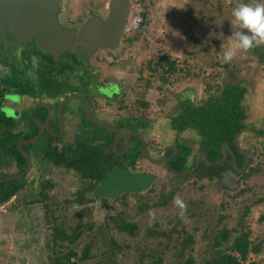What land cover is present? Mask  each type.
I'll return each instance as SVG.
<instances>
[{"label":"rangeland","instance_id":"374dc122","mask_svg":"<svg viewBox=\"0 0 264 264\" xmlns=\"http://www.w3.org/2000/svg\"><path fill=\"white\" fill-rule=\"evenodd\" d=\"M111 1L64 0V11L70 16L78 11L79 16L87 17L91 10L96 11L98 8L103 11L104 16L108 17ZM240 2L242 0H216L224 12L223 19L216 20L217 22L215 21L210 29L205 27L204 23L197 21L198 16L201 18L210 14L211 5L207 0H130L129 22L119 48L116 51L109 50V54H103L102 64L109 68L114 80L120 81L123 85L124 94L121 100L126 105V108L123 106L124 114L127 113L125 109L128 108L130 111L133 110V115H140L137 110L140 108L139 103L149 102L151 111L148 116L152 122L147 129V135L161 141L162 146L173 142L175 138L170 127V119L174 116L173 111L182 94L185 97L191 95L190 98L193 101H203L210 94L217 92L219 87L238 80L250 89L246 97L254 116L264 113V101H251L264 98V89L259 91L257 89L259 85L260 88H264V81L261 80L264 78V62L260 61L250 49L247 52L238 51L231 62L225 63L221 45L225 42L224 46L227 47L230 42L217 39L215 36L220 32H223L225 37L231 35L233 31L230 22L233 21L231 10ZM144 13L145 20L144 17L142 18ZM143 20L144 26L140 27ZM233 27H235L234 22ZM190 32L196 37L194 41L190 39L192 36ZM167 58L174 63L175 71L172 73H163V69L169 66L165 64ZM253 88L256 90L254 91ZM120 91V84H118L108 90L109 96L113 98L114 94H120ZM142 116L145 115L142 114ZM250 119L253 120L254 117ZM184 135L187 141L196 137L194 131H187ZM260 157V161H264L263 154H260ZM0 169L7 171L3 161ZM254 170L244 180H240L236 173L229 171L222 173L220 178H215L213 181L206 178L199 179V175H196L182 179L178 183L175 175L160 169L157 170L156 181L149 189L118 194L111 200L94 197L95 200L90 204L91 213L81 219L74 216V212L80 207L71 202L74 192L81 185L79 177L72 173L71 176H65V174L62 176L61 170H54L52 171L54 174L46 173L42 175V179L50 177L53 182L55 181L50 194L59 202V207L55 206V211L59 209L61 222H65L66 228L75 226L78 221L85 224L90 221L94 227H97L108 219H111L110 224L113 225L115 223L112 217L119 209L127 210L129 218L140 223L141 231L138 237L128 236L126 233L117 236L120 246L124 248L114 249L116 263L135 264L138 258L134 251L137 244L155 245L152 239L146 241L147 225H152L156 221L167 229L172 227L169 222L177 219L180 211L174 203V198L179 196L190 206L189 214L191 211L197 214L196 217L188 218L182 224L189 232L195 234L197 242L193 254L198 259H201L200 254L209 243L205 238L208 223L204 214L207 212L214 215L213 221L216 224L220 215L227 216L224 223L229 229L240 227L242 222V228L251 232L252 241L255 244H262V250L259 253L250 254L248 263L264 264V219H262L264 217V166ZM171 177H174V180H171ZM42 179L36 177L32 183L36 189L40 187ZM170 180L172 182H169ZM174 190L175 195L169 205L155 204L162 191L167 193ZM141 201L149 203L145 212L139 210L138 205ZM39 212L43 222L40 226L43 238L41 241L44 245L41 256L46 259L44 264H49L48 252L45 249L44 209L41 204ZM223 226L224 224L220 227ZM116 232L114 231V234ZM87 239H81L76 245V250L80 254ZM99 239L98 235L95 241ZM103 246L101 242L97 243V247L93 249V255L96 256L82 264H113L108 261V255H102L101 251L106 249ZM19 252L23 251L16 246L12 257H16ZM173 254L174 249L171 248L166 252L167 259H171ZM5 260L7 262V258Z\"/></svg>","mask_w":264,"mask_h":264},{"label":"flooded vegetation","instance_id":"af4514ba","mask_svg":"<svg viewBox=\"0 0 264 264\" xmlns=\"http://www.w3.org/2000/svg\"><path fill=\"white\" fill-rule=\"evenodd\" d=\"M64 5V0H61L58 21L66 34L70 32V35L65 36L66 42L70 44L75 45L80 40L76 36L73 40L72 35L79 34L85 28L93 13L96 12L107 18L98 8H96L98 11L91 10L87 17L79 16L78 11L70 16L64 11ZM89 51V46L84 44H77L76 49L44 50L40 48L37 38L24 39L11 32L7 26V19H4V23H0V133L4 130L8 137L11 132L19 134L18 149L21 153L26 150L32 161L31 171L24 177L35 176L42 179V175L48 173L43 172L44 169H49L51 172L61 170L62 176L75 174L72 168L49 161L47 153L56 151L69 159L80 143H87L95 151L99 150V153L103 154V160H106L104 155L111 156L112 168L106 177L114 170L126 171L132 175H151L154 179L146 189L156 181L157 170L161 169L175 175L179 183L185 176L176 171H190L200 159L197 170L205 164L214 166L215 164H209L205 160L204 155L209 161L216 163L224 160L227 154L226 160L216 165L223 166L222 173L233 171L240 180H244V176L247 177L254 169H261L264 166V161L259 159L260 154L264 156V113L254 116L246 97L250 89L243 82L236 80L224 84L223 87L239 85L246 89L241 101L245 110L246 126L237 132L233 143L225 141L222 144V158L211 160L203 149V136L195 130L178 132L170 123L175 138L173 142L164 146L158 139L148 136L147 129L152 122L148 116L151 111L149 102L146 101L148 105L144 107L139 104L140 108L137 110L140 115H133V110L130 111L128 108L125 109L127 113L124 114L123 106L126 108V105L121 100L124 94L123 85L120 81H115L109 68L102 64L103 54H109V50L98 49L91 53ZM251 52L264 62V44H260L259 48L253 47ZM260 68L263 69L261 66ZM261 80L264 81V78ZM118 84H120V94L115 93L112 98L108 90ZM257 89L259 91L264 88H260L259 85ZM213 94L215 93L210 94L203 101H191L202 106L209 102ZM190 96L185 97L182 94L176 108L188 98L190 100ZM251 101H264V98ZM173 112L175 116L176 109ZM142 114L145 116L141 117ZM250 117L254 119L251 120ZM172 119L173 116L170 120ZM93 120L103 122L112 129L102 127ZM12 122L14 126H11ZM187 131H194L196 137L187 141L184 135ZM39 135L41 136L36 142H30ZM237 135L239 137L235 143ZM185 146L191 148L186 164L176 163ZM6 150L5 147L1 151V159L7 160L6 172L11 175L6 178H9L20 173L17 162L10 154L5 153ZM23 155L27 159V166L23 171L25 172L29 167V160L24 153ZM185 166L191 169L183 170ZM173 178L171 177V180H174ZM198 178L205 179L200 176ZM48 180L53 181L48 177L42 179L40 183ZM171 180L169 182H172ZM143 190L145 189L139 192Z\"/></svg>","mask_w":264,"mask_h":264},{"label":"trees","instance_id":"16d2710c","mask_svg":"<svg viewBox=\"0 0 264 264\" xmlns=\"http://www.w3.org/2000/svg\"><path fill=\"white\" fill-rule=\"evenodd\" d=\"M207 1L211 5L210 14H206L205 17L201 18L198 16L197 21L204 23L205 27L210 28L214 26L216 20L223 19L224 12L222 11V7L218 5L219 3H216V0ZM143 17L145 20V13L142 14ZM144 20L140 27L144 26ZM191 35L190 39L194 41L196 37L194 34ZM257 47L259 48V45ZM165 64L169 66L167 69H163V73L175 71L174 63L170 62L169 58H167ZM245 93L246 89L239 85H227L219 87L218 91L209 98V102L205 105L198 106L192 102L193 100L191 101L188 98L187 101L180 103L176 108V115L173 116L171 127L178 132H184L185 130L199 132L203 136V149L207 152L209 158L211 160L220 159L223 156L222 144L225 141L233 143L237 132L246 126L244 122L246 118L245 110L241 105ZM139 104L143 107L148 105L144 101ZM11 126H14V122L11 123ZM6 134L4 130L0 133V164L3 161L1 159V151L6 147L7 152L5 153L10 154L13 160L17 162L19 167L18 173H21L27 166V159L17 146L19 134L11 132L9 137ZM89 146L87 143L78 144V147L69 159L56 151L47 153L49 161L59 166L65 165L68 168H72L80 179L81 185L74 192V197L71 201L80 207V209L74 212V216L77 219H81L91 213L92 208L90 204L95 200L92 191L112 168L110 155H104L106 160H103V154H100L99 150L96 149L95 151V149ZM190 152L191 148L189 146L182 148V155L176 160V163L185 165ZM3 162L5 163L7 160L5 159ZM242 164L243 158L240 162L241 166ZM190 169L191 167L185 166L183 170ZM223 169L222 165L208 166L205 164L196 173L187 175L181 179L199 175L201 178L213 181L215 178L221 177ZM43 172L50 173L51 170L45 169ZM10 175L0 169V180ZM34 177L26 176L17 180L0 183V191L2 193L0 203L8 201L13 195H18V201H23L26 204L38 203L43 205L45 249L48 252L49 264H82L96 256L93 255V249L97 247V243L99 242L106 248L101 251L102 255H108V261L113 264H121L116 263L114 260V256L116 255L114 249L120 250L124 248V246H120L117 236L126 233L128 236L138 237L141 231L140 223L131 220L127 210L119 209L116 215L112 217L115 223L113 225L110 224L111 219H108L97 227H94L90 221L86 224L78 221L75 226L66 228L65 222H61L62 217L58 213L59 209L55 211V206L58 208L59 202L55 196L50 194L55 183L52 180L42 181L40 187L36 189L32 184L36 179ZM244 177L247 178L246 176ZM174 195L175 190L167 193L162 191L155 204L167 206ZM186 205L187 219L196 217L197 214L193 211L189 214L188 209L190 210V206ZM138 207L139 210L145 212L149 207V203L141 201ZM213 216L212 213L208 214L206 212L204 214V217H207L206 221L208 223L205 230V238L208 239L209 243L206 249L201 252V259H198L193 254L196 250L195 246L197 242L195 234L189 232L184 227L185 225L182 224L185 220L177 216V219L169 222L172 225L169 229L156 221L152 225H147L145 228L146 241L152 239L153 242L155 241V245L150 246L146 243L142 245L137 244L134 250L138 255L135 264H200L201 262L204 264H249L250 254L259 253L262 250V244H255L252 241L251 232L242 228V222L240 223V227L229 229L224 223L227 216L220 215L217 218V224L214 223L213 220L215 218ZM212 221L213 223H211ZM222 224L224 226L220 227ZM196 229L198 230V228ZM114 231H117L116 234H114ZM98 235L100 239L95 241ZM84 238L88 239L80 254L76 250V245ZM108 248H110L109 251ZM171 248L174 249V254L171 259H167L166 252Z\"/></svg>","mask_w":264,"mask_h":264},{"label":"water","instance_id":"95a60500","mask_svg":"<svg viewBox=\"0 0 264 264\" xmlns=\"http://www.w3.org/2000/svg\"><path fill=\"white\" fill-rule=\"evenodd\" d=\"M60 8L61 0H0V23H4V19H7V26L11 32L24 39L37 38L40 48L44 50L76 49L77 44L89 46L90 53L98 49L116 51L119 48V43L128 24L130 0H112L110 3V15L107 18L98 13L92 14L85 28L79 34L72 35L73 40L75 36L80 39L75 45L67 43L65 40V36L70 35V32L68 31L66 34L59 24L58 13ZM93 121L100 123L102 127L110 128L103 122ZM40 136L30 142H36ZM238 137L239 135L236 136L235 143ZM23 153L29 160L28 169L23 173L1 179L0 183L23 178L25 174L31 171L32 161L26 150H23ZM204 157L209 164L216 165L223 163L227 158V154L224 160L216 163L209 161L206 155ZM200 162L201 159L190 171L176 172L183 176L193 174L199 168ZM153 179L151 175L147 174L132 175L126 171L114 170L99 183L93 191V196L111 200L119 193L137 192L146 189L150 186ZM1 196L2 193L0 191V200Z\"/></svg>","mask_w":264,"mask_h":264},{"label":"crops","instance_id":"0c3cea01","mask_svg":"<svg viewBox=\"0 0 264 264\" xmlns=\"http://www.w3.org/2000/svg\"><path fill=\"white\" fill-rule=\"evenodd\" d=\"M42 205V204H41ZM40 204H26L17 201L6 212L0 213V264H44L43 238L40 232L42 222ZM11 240L23 252L12 257L9 251ZM11 243V244H10ZM7 258V262L5 260ZM9 258V259H8Z\"/></svg>","mask_w":264,"mask_h":264},{"label":"clouds","instance_id":"9594fccd","mask_svg":"<svg viewBox=\"0 0 264 264\" xmlns=\"http://www.w3.org/2000/svg\"><path fill=\"white\" fill-rule=\"evenodd\" d=\"M231 16L233 18V21H230L233 28L231 35L225 37L223 32L215 34L217 39L230 42L227 47L224 46L225 42L221 45V48H223L222 57L225 63L231 62L238 51L247 52L253 47L264 44V0H242L237 6L232 8ZM233 22L235 27H233ZM18 198V195H13L8 201L0 204L7 203V211L10 206L16 204ZM12 199L13 201L8 203ZM174 203L180 210V218L186 221V203L179 196L174 198ZM12 242L14 243L13 240H11Z\"/></svg>","mask_w":264,"mask_h":264},{"label":"built area","instance_id":"2783aa9c","mask_svg":"<svg viewBox=\"0 0 264 264\" xmlns=\"http://www.w3.org/2000/svg\"><path fill=\"white\" fill-rule=\"evenodd\" d=\"M12 201H13V199L10 200L8 203H10V202H12ZM6 209H7V203H5V204H0V212L6 211ZM13 244H14V243L12 242L11 247H10V252H11V253L14 251V248H15V245H13Z\"/></svg>","mask_w":264,"mask_h":264}]
</instances>
